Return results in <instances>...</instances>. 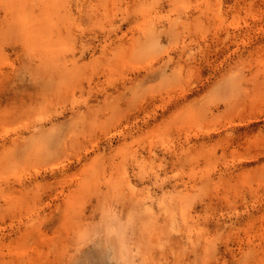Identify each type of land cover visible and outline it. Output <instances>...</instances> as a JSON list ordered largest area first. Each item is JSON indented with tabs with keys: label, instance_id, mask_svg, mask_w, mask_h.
<instances>
[{
	"label": "rangeland",
	"instance_id": "obj_1",
	"mask_svg": "<svg viewBox=\"0 0 264 264\" xmlns=\"http://www.w3.org/2000/svg\"><path fill=\"white\" fill-rule=\"evenodd\" d=\"M0 264H264V0H0Z\"/></svg>",
	"mask_w": 264,
	"mask_h": 264
}]
</instances>
